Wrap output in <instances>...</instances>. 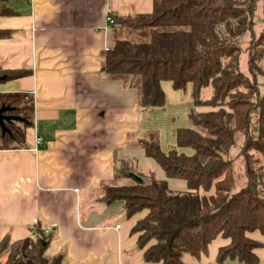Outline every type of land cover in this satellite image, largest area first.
Listing matches in <instances>:
<instances>
[{
	"label": "trees",
	"instance_id": "1",
	"mask_svg": "<svg viewBox=\"0 0 264 264\" xmlns=\"http://www.w3.org/2000/svg\"><path fill=\"white\" fill-rule=\"evenodd\" d=\"M8 1L0 0V16L16 14ZM151 3L149 12L111 13L116 28L147 29L149 39L135 42L115 33L100 54L102 74L129 86L139 78L141 109L165 107L164 80L176 90L190 84L193 106L210 109L189 108V125L173 130L175 144L166 152L156 132L134 140L166 178L184 180L186 191L171 190L165 178L140 173L131 159H121L114 176L130 181L104 184L98 199L106 205L121 201L125 218L146 211L131 231L147 264H182L184 253L199 257L218 234L229 242L219 246L216 264H257L254 249L263 243L247 234L264 235V0ZM9 34L0 29V38ZM6 73L0 68V75ZM207 86L211 96L202 98ZM236 158L246 178L238 190ZM50 237L39 228L25 242L0 236V264H66L63 252L47 253Z\"/></svg>",
	"mask_w": 264,
	"mask_h": 264
},
{
	"label": "crops",
	"instance_id": "2",
	"mask_svg": "<svg viewBox=\"0 0 264 264\" xmlns=\"http://www.w3.org/2000/svg\"><path fill=\"white\" fill-rule=\"evenodd\" d=\"M7 5L16 14L0 16V29L10 30L0 38V68L9 71L0 75V102L20 120L12 125L14 137H2L0 130V236L25 242L39 228L51 235L47 253L63 252L66 264H147L131 231L146 211L125 218L121 201L106 205L98 197L121 159L137 158L140 173L149 166L156 178L177 179L166 178L131 142L138 132L157 131L160 148L174 145L176 110L170 107L187 118L190 84V95L182 98L170 80L162 81L169 104L144 115L133 87L102 74L100 54L119 30L107 16L149 12L151 0H9ZM168 113L173 118L157 126L158 114ZM37 138L41 143L34 149ZM247 235L263 243L254 252L257 264H264V235L257 230ZM228 242L218 234L199 257L184 253L182 264H216L219 246Z\"/></svg>",
	"mask_w": 264,
	"mask_h": 264
},
{
	"label": "rangeland",
	"instance_id": "3",
	"mask_svg": "<svg viewBox=\"0 0 264 264\" xmlns=\"http://www.w3.org/2000/svg\"><path fill=\"white\" fill-rule=\"evenodd\" d=\"M118 36L117 37H120V38H128L132 41H135V42H138V41H146L149 39V33H148V30L147 29H143V30H138V31H130L126 28H123V29H119L117 31ZM168 81V80H167ZM136 92H138V95H139V88H140V84H139V78L135 77L133 79V83H132V86ZM201 97L202 98H209L211 96V93H212V90L210 89L209 86L207 87H204L201 89ZM189 92V95H190V91H188V88L185 87L184 90H180V93H181V96L182 98H184V96ZM171 103V102H170ZM169 104V102L165 104V108L167 107V105ZM170 107V106H168ZM191 107H193L194 109L198 106H193L191 105ZM201 109L203 110H206V109H210V107H207V106H200ZM171 108L175 109L176 111H174V118L170 116V114H166L165 116L161 117L159 114L157 116V118L155 119V122L157 124V126L159 127H164L166 125V118L170 117V120L173 118L175 119V125L176 127H183V126H188L189 125V121L187 120V118H185V120L183 121V118L180 119V113H179V107L175 106L174 104L171 105L170 107V110ZM156 109V108H155ZM154 109V110H155ZM164 109V108H163ZM144 115H146V113L150 110V109H144ZM196 110V109H195ZM181 112V111H180ZM30 115L31 112H30ZM145 117V116H144ZM143 118V117H142ZM141 118V119H142ZM169 120V121H170ZM181 125V126H180ZM150 132H155V131H141V132H138L136 134H138V136H147L148 133ZM156 135L158 136V142H159V145L161 144L160 143V136L158 134V132L156 131ZM131 144L133 145H136L134 141L131 142ZM162 145V144H161ZM165 146V145H164ZM169 148V145L167 147H163L161 149H168ZM186 152L190 153L192 150L190 148H187L184 149ZM167 151V150H166ZM133 164L135 166V168L138 170V163H137V158H133ZM234 164H235V167H234V176H235V185H234V190H238L242 187L245 186L246 184V178L244 176V169H243V163H242V159L241 158H236L235 161H234ZM143 171L145 173H148V172H153L154 175H157L156 172H154V169H151L149 166L147 168H144ZM130 179L127 178V179H118V178H115L113 177L112 180L110 181H107V183L109 184H113V183H118V184H126L127 182H129ZM169 188L171 190H175V191H186L187 190V186H186V183L184 180H180V179H172V180H169ZM263 246V245H262ZM24 253V251H23Z\"/></svg>",
	"mask_w": 264,
	"mask_h": 264
},
{
	"label": "water",
	"instance_id": "4",
	"mask_svg": "<svg viewBox=\"0 0 264 264\" xmlns=\"http://www.w3.org/2000/svg\"><path fill=\"white\" fill-rule=\"evenodd\" d=\"M3 78V76H0V80ZM10 105L9 104H2L0 105V129H1V136L3 137V135L5 133H11L9 126L5 125V121L7 120H12V119H18L17 115H13V114H7L5 113L7 109H10Z\"/></svg>",
	"mask_w": 264,
	"mask_h": 264
},
{
	"label": "flooded vegetation",
	"instance_id": "5",
	"mask_svg": "<svg viewBox=\"0 0 264 264\" xmlns=\"http://www.w3.org/2000/svg\"><path fill=\"white\" fill-rule=\"evenodd\" d=\"M5 113L15 115V113H13V112H11V111H8V110H7ZM19 120H20L19 117H18V119L7 120V121H5V125H6V126H9L10 131L13 132V131H12V125H14V123H16V122L19 121ZM0 130H1V129H0ZM5 134H8V133H5Z\"/></svg>",
	"mask_w": 264,
	"mask_h": 264
},
{
	"label": "built area",
	"instance_id": "6",
	"mask_svg": "<svg viewBox=\"0 0 264 264\" xmlns=\"http://www.w3.org/2000/svg\"><path fill=\"white\" fill-rule=\"evenodd\" d=\"M108 22L112 23L113 19H111L110 15L107 16ZM41 143V140L39 138L36 139V146L34 147V149H36L37 145Z\"/></svg>",
	"mask_w": 264,
	"mask_h": 264
}]
</instances>
